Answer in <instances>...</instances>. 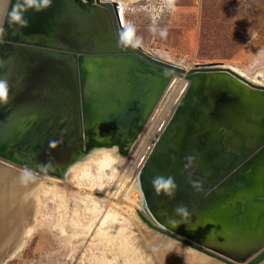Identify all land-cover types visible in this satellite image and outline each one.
<instances>
[{
	"label": "water",
	"instance_id": "1",
	"mask_svg": "<svg viewBox=\"0 0 264 264\" xmlns=\"http://www.w3.org/2000/svg\"><path fill=\"white\" fill-rule=\"evenodd\" d=\"M23 3L6 0L0 19V83L7 92L0 100V163L63 176L95 149L126 156L170 84L183 78L185 93L139 173L146 221L223 263L262 264L264 86L221 62L187 69L142 46L120 45L119 1L17 7ZM14 11L26 27L11 19ZM157 176L173 177L175 188L157 192ZM182 205L191 214L186 221L175 212Z\"/></svg>",
	"mask_w": 264,
	"mask_h": 264
},
{
	"label": "rangeland",
	"instance_id": "2",
	"mask_svg": "<svg viewBox=\"0 0 264 264\" xmlns=\"http://www.w3.org/2000/svg\"><path fill=\"white\" fill-rule=\"evenodd\" d=\"M114 1L126 3L125 28H134L140 46L155 58L187 69L221 62L249 80L259 79L264 85V0ZM181 85L172 89L133 159L128 154L125 160L121 158L124 162L115 188L104 197L123 207L114 211L124 224L101 227L93 217V200L88 194L84 196V190L74 182L38 180L39 176L26 179L23 175L20 176L23 181H30L35 190L24 194L21 202L13 201L8 213H0L1 220L12 219L16 214L22 221L10 228L13 251L10 256H3L0 264H224L149 227L144 219L150 218L136 195L140 194L139 179L136 182L137 178L134 180L132 176ZM91 173L96 177L95 166ZM137 175L139 178V172ZM82 183L87 187L90 184L85 180ZM133 183L136 190L129 196L140 201L139 208L123 199ZM107 184L108 180L104 179L102 185ZM160 244L166 248L160 249Z\"/></svg>",
	"mask_w": 264,
	"mask_h": 264
},
{
	"label": "bare ground",
	"instance_id": "3",
	"mask_svg": "<svg viewBox=\"0 0 264 264\" xmlns=\"http://www.w3.org/2000/svg\"><path fill=\"white\" fill-rule=\"evenodd\" d=\"M119 2L122 4V8L124 11L126 3L124 1H119ZM5 4H6V0H0V19L2 17ZM123 11H122V18H123V24H124ZM124 29H126L125 25H124ZM239 75H241V74H239ZM250 81L256 85H259V86L262 85L259 79H257L256 81H252V80H250ZM180 83L182 85L179 89V92H178L175 100L171 104L167 115L165 116V118L161 122L160 129H158V131L156 132L154 139H153V142L145 149V152H144L143 156L141 157V160L139 161L138 166L136 167V171L132 176L134 178V180H135V177L137 178L136 182H138V175L137 174H138V172L140 173L142 166L144 165L145 161L147 160V157L149 156V153L153 148L154 142L157 140V138L159 137V135L162 132V129H164L165 125L170 120L172 114L174 113L176 107L178 106V103L180 102V99L182 98V96L185 93L184 90H185L186 84H187V81L185 79L176 78L170 84V86L168 87V89L166 90V92L162 98L161 103H159L158 107L156 108V110L153 113L152 119L148 124V130L145 132L146 134L144 133V135L141 136V138L132 147L130 153L127 155L128 158H130V160L133 159L132 158L133 155L135 154L137 149L141 146L143 140L145 139L146 135L150 131L153 123L155 122L157 115L160 113L161 108L164 106V104H165L167 98L169 97L172 89L177 85L179 86ZM262 86H264V85H262ZM124 157L125 156L122 157V155L119 154L117 148L95 149V150L91 151L88 155L80 158L79 160H77V162L72 164L66 170L65 174L61 177L62 179L59 177L50 176V175H47V177H44V176L40 177V175H38L37 173L30 172L28 170H25L24 168L18 169L19 167L12 168L11 166H1L0 165V213H2V214L5 212L8 213L9 212V209H8L9 205L13 204V201H15V202L17 201L19 203V202H21L20 200L22 199V196L24 194H27V193L29 194L35 190V186L31 185L30 181L27 180L30 183L29 184L27 182L28 183L27 184L26 181H23V178L20 177V176L24 177L23 175L27 172L29 177H33V178L37 179V177L39 176L38 180H48L47 178H49L51 180L56 179V180L64 181L66 183L74 182V184H76V186L78 188L84 190V194H83L84 196H86V194H88L91 197V199L93 200L92 201L93 205H94V209L92 210L93 211L92 212L93 217L97 223L99 222L101 227H110L113 224H124L125 221L122 219V217H117L115 215V211H114V209L117 207H120V205L119 204L114 205L111 200H106L104 198L105 196H108L109 194H111L112 190H114L113 188H115L114 186H115V183L117 182L116 179L118 177L117 174L118 173L121 174L119 172V170H120V168H121V166L125 160ZM121 158H123L124 160ZM93 166H95L97 171H98L96 177H94L91 173ZM109 174H110V176H109ZM126 176H127V174H125L123 181L126 179ZM24 178H26V177H24ZM104 179L108 180L107 185H102V182L104 181ZM82 180L88 181V183H90L89 186L88 187L84 186L82 183ZM121 185L122 184H120L119 189H120ZM139 186H140V184H139ZM135 190H136V185L133 183L131 185V187L128 189V192L124 195L123 199L128 201V202L130 201L131 204H136L139 208L140 207V201H137V199L131 200L130 196H129L130 192H132V191L134 192ZM5 191H6V193H9V194L7 195V194L3 193ZM136 195H138L139 200H141V208H142L143 212L147 214V210L145 208L146 206H145L141 186H140V194L137 193ZM107 207H108V209H107V211H105L104 209H106ZM120 208H123V207H120ZM133 210L135 211L134 208H133ZM19 211H20V209H19ZM14 216H15L14 218L11 216L12 219H7L8 218L7 217L6 220H1V216H0V259L3 256H7V257L10 256L12 254V251H13V244H12L13 239H12L11 235L9 236V230L11 227H14V225H16L17 222H19V223L22 222L19 220L20 218H18V216L16 214H14ZM144 220L146 221L147 219H144ZM148 221H151V219ZM146 223H147V221H146ZM8 244H10V245H8ZM159 248L160 249L166 248V246H164L163 244H160ZM224 264H226V263H224Z\"/></svg>",
	"mask_w": 264,
	"mask_h": 264
},
{
	"label": "clouds",
	"instance_id": "4",
	"mask_svg": "<svg viewBox=\"0 0 264 264\" xmlns=\"http://www.w3.org/2000/svg\"><path fill=\"white\" fill-rule=\"evenodd\" d=\"M39 2L42 3L44 7H47L48 5H50L51 0H39ZM17 7L21 8V9H24L26 7H33V0H24V3L18 4ZM36 10H40V9L37 8ZM11 19L13 21L19 23L22 27H26L28 24L27 20L23 19L22 13L18 14L14 11ZM160 35L161 36L165 35V32L162 31L160 33ZM118 43L120 45L131 46L133 48L140 47V45H141L140 38L135 36V29L132 27H129L125 31L120 33ZM0 100H2V101L7 100V92H6V89H5V86L3 83H0ZM54 143L55 142H53V144ZM193 159L194 158L191 156L187 157V160L189 161V163L185 165L186 168L191 167V161ZM24 176L27 177L28 173L26 172L24 174ZM192 184L194 187L199 188V182L192 181ZM153 186L157 192H159L161 190V188H164V189L175 188L174 178L173 177H162V176L154 177L153 178ZM166 194L169 195L170 197L174 196V192H172V191H168ZM175 212L177 215L182 217L185 221L191 215L189 212V209L186 205H182V206L177 207L175 209ZM173 223L177 227L180 226V221H173Z\"/></svg>",
	"mask_w": 264,
	"mask_h": 264
}]
</instances>
